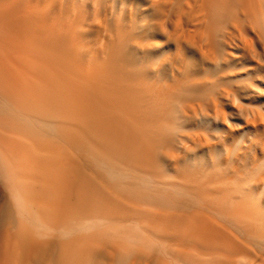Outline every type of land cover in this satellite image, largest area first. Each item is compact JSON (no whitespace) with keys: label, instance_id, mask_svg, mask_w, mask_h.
I'll use <instances>...</instances> for the list:
<instances>
[{"label":"bare ground","instance_id":"6f19581e","mask_svg":"<svg viewBox=\"0 0 264 264\" xmlns=\"http://www.w3.org/2000/svg\"><path fill=\"white\" fill-rule=\"evenodd\" d=\"M263 92L264 0H0V264H264Z\"/></svg>","mask_w":264,"mask_h":264},{"label":"rangeland","instance_id":"374dc122","mask_svg":"<svg viewBox=\"0 0 264 264\" xmlns=\"http://www.w3.org/2000/svg\"><path fill=\"white\" fill-rule=\"evenodd\" d=\"M261 100L264 101V92L261 94ZM245 107V106H244Z\"/></svg>","mask_w":264,"mask_h":264}]
</instances>
